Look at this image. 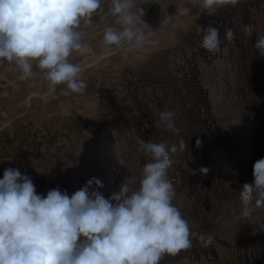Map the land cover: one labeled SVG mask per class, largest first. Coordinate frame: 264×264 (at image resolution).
Instances as JSON below:
<instances>
[{"label": "rangeland", "instance_id": "rangeland-1", "mask_svg": "<svg viewBox=\"0 0 264 264\" xmlns=\"http://www.w3.org/2000/svg\"><path fill=\"white\" fill-rule=\"evenodd\" d=\"M191 3L135 0L131 11L143 12L136 28L145 41L118 47L104 42L105 29L119 25L108 14L111 0H101L77 29L83 49L68 58L81 67L85 91L64 95L66 85L52 91L35 78L21 82L29 94L0 103V178L17 168L38 194L58 188L71 196L95 177L108 198L124 180L139 186L150 157L136 151L137 139L178 146L182 138L186 148L170 153L167 169L172 203L191 231L216 240L204 248L194 239L160 264H264V209L240 197L264 158V56L255 47L264 35V0H221L211 15ZM248 23L255 25L251 37L241 31ZM198 26L220 29L222 40L231 27L238 38L212 56ZM160 111L175 112L179 134L157 127Z\"/></svg>", "mask_w": 264, "mask_h": 264}, {"label": "clouds", "instance_id": "clouds-1", "mask_svg": "<svg viewBox=\"0 0 264 264\" xmlns=\"http://www.w3.org/2000/svg\"><path fill=\"white\" fill-rule=\"evenodd\" d=\"M221 0H192V5L215 10ZM235 6L239 0H230ZM135 0H111L108 14L119 27L104 31L107 45L141 46L145 34L136 24L142 21L131 9ZM101 8V0H0V58L14 62L23 79L33 73V62L52 91L64 84V95L82 94L87 85L80 79L82 69L69 61L73 51L83 49L81 20L91 18ZM104 17H101L103 20ZM246 36L255 34V25L241 27ZM202 46L210 55L222 51V43H232L237 34L226 29L223 40L214 26L197 27ZM264 56V35L255 42ZM174 111H160L157 127L175 134ZM136 151L150 157L141 173L139 186L120 183L118 191L105 198L100 180L90 178L71 196L52 189L38 194L28 175L17 168H6L0 178V264H160L165 255L175 256L193 247L198 240L204 248L216 240L215 234L191 231L189 222L172 203L175 189L167 179L170 153L186 148L181 138L168 145L136 140ZM197 146L200 140L196 141ZM207 173V168L200 169ZM253 181L242 186L244 205L254 202L264 209V158L253 165ZM245 207L243 215L249 216Z\"/></svg>", "mask_w": 264, "mask_h": 264}, {"label": "crops", "instance_id": "crops-1", "mask_svg": "<svg viewBox=\"0 0 264 264\" xmlns=\"http://www.w3.org/2000/svg\"><path fill=\"white\" fill-rule=\"evenodd\" d=\"M33 65H35V62H33ZM33 73L34 75L23 79L22 71L14 62H8L0 58V103L8 102V96L11 95L14 96L13 102H15L17 95L29 94L30 91L27 89V86L24 85L26 89L22 88L21 82L28 84V82L35 78H40V80L44 79L38 68L33 67ZM20 101L22 102L23 100L21 99L18 102Z\"/></svg>", "mask_w": 264, "mask_h": 264}, {"label": "bare ground", "instance_id": "bare-ground-1", "mask_svg": "<svg viewBox=\"0 0 264 264\" xmlns=\"http://www.w3.org/2000/svg\"><path fill=\"white\" fill-rule=\"evenodd\" d=\"M173 14H174V13H173ZM169 16H170V15H169ZM172 16H174V15H172ZM166 18H167V17H166ZM178 20H179V19H178ZM180 20H181V19H180ZM96 27H97V26H96ZM164 29H166V28H164ZM19 75H20V74H19ZM22 75H23V74H22ZM22 75H21V76H22Z\"/></svg>", "mask_w": 264, "mask_h": 264}]
</instances>
